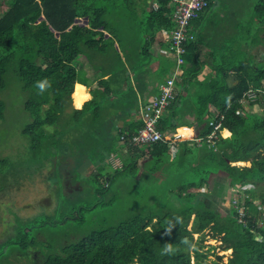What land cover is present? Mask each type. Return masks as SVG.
Instances as JSON below:
<instances>
[{
	"label": "trees",
	"instance_id": "trees-1",
	"mask_svg": "<svg viewBox=\"0 0 264 264\" xmlns=\"http://www.w3.org/2000/svg\"><path fill=\"white\" fill-rule=\"evenodd\" d=\"M154 1L159 4L157 10L152 8ZM209 1L212 6L214 0ZM170 2L0 0V122L6 111L1 94L9 81L18 82L26 92L25 110L32 120L23 131L29 139V161L46 181L58 175L63 179L67 173L72 174L73 181L74 174L82 175L78 168L87 159L97 169V174H91L97 183H102L107 174L106 166L114 170L103 181L105 187L94 193L96 203L87 202L84 206L87 199L68 197L66 188L57 209L50 214L44 211L43 215L54 218L53 224L69 229L82 227L92 208L96 209L95 214L111 206L120 209L119 216L99 217L90 231L81 233L75 229L73 241L68 242L67 236L61 244L49 236H45V241L38 239L46 221L41 225L34 220L36 225L30 224L31 229L20 223L15 239L5 243L7 252H4L5 246H0L1 264L4 257L9 258L17 251L19 258L30 260L29 264L34 263L32 251L46 256L44 264H192L190 247L195 242L194 236L204 234L208 228L218 235L224 234L225 248L233 249L228 264H264V188L259 189V198L258 194L250 195L243 215L235 207L228 215L220 212L208 201L210 192L202 190L204 185L212 190L214 175L225 177L232 187L250 181L264 182L263 49L247 56L239 49L236 57L228 60L227 67H219L215 79L198 81L202 64L197 60L198 44L193 27L198 28L203 21L204 14H201L191 24L193 39L186 43V64L176 79V84L190 85L187 88L195 90L193 93L205 92L204 87L211 89L208 96H201V102L204 99L206 103L202 102L200 113H194L199 119L198 127L202 122L207 125L191 137H202L206 142L196 147L199 164L189 169L190 172L184 169L182 157L192 151L189 138L182 140L176 151L169 145L177 139L174 119L183 109L179 106L183 104L182 91L167 109L171 115L166 111L159 123L160 130L168 131V143L136 146L133 143L132 138L143 127L140 105L149 101L139 99L138 92L145 86L139 71L151 61L154 45L170 49L167 40L159 41L161 35L166 36L175 26ZM260 3L254 4L255 16L259 19L255 32L262 36L264 0ZM79 18H87L88 25L77 23ZM256 37L252 42L254 47L262 43ZM86 66L95 69L94 84L85 81ZM173 67L175 62L163 56L158 76L166 72L167 78L162 79L166 82L172 77ZM227 69L233 71V84L227 80L231 75ZM132 73L136 76L135 85ZM45 79L47 83L41 89ZM77 83L93 84V98L82 109H74L72 116L64 118L68 101L74 100L75 106L81 107L90 96L88 88L77 85L75 90ZM251 90L257 97L247 102L256 112H250L239 101ZM123 94H130L132 100H124ZM216 111L223 113L225 120L219 139L210 145L207 136L213 127L208 123L216 119ZM117 121L123 124L118 125ZM224 128L231 132L230 137L223 136L228 133ZM69 142L78 148L70 150ZM123 147L132 148L145 158L142 167L131 154L122 157V168H113L109 158L120 155ZM7 161L0 159V165ZM238 161H251L252 165L244 168L231 165ZM201 248L200 244L194 248L196 264L203 263L206 257Z\"/></svg>",
	"mask_w": 264,
	"mask_h": 264
},
{
	"label": "rangeland",
	"instance_id": "rangeland-1",
	"mask_svg": "<svg viewBox=\"0 0 264 264\" xmlns=\"http://www.w3.org/2000/svg\"><path fill=\"white\" fill-rule=\"evenodd\" d=\"M230 1L231 0H224V2L223 0L214 1L213 6L208 13V17L205 19L207 23L205 28L211 30L217 27L220 28L225 26L230 31L229 35L231 37L237 38L241 43H250V39H254L257 35L255 31H258L257 25L259 24V19L255 16L254 11H256V9L254 7V4L260 3L261 0H239V7L234 10H231ZM86 20L87 18H79L77 20V23L82 24L83 26H87L88 24L86 23ZM249 29H252L253 33L250 32L249 34ZM107 36L110 37V34L108 33ZM262 36L259 34L257 35V40L261 41L262 43L260 44V46H255L253 49L251 48V52L253 51L254 53H258L259 50H264V38ZM219 37L224 38L222 32ZM166 39V36L163 35L159 41L163 42V40ZM234 46H237L238 49L241 48V46H239L238 44H235ZM206 47L208 50L210 49L208 44L206 45ZM151 53L153 54L152 51ZM234 57H236V53L233 54L232 58ZM184 65L181 68L180 74L183 72ZM220 65L227 67L228 63H221ZM87 71H91L92 74L87 72L86 75L89 74L93 76L95 74V69L93 67L90 68L89 66V68H87ZM150 71V69L144 66L139 71V76L143 78L145 82H147L146 78L151 74ZM173 72L174 68L172 70V74ZM166 75V72H162L161 74H159L160 79H166ZM132 77L133 85H135L134 77L136 76L134 75V73H132ZM177 86H179L180 89H183V95L181 98V102L183 103L181 104L183 113L187 116H196L197 113L199 114V109H201L203 105L202 102L206 103V100L204 101V99H202L201 102V96H208L211 93V89H209L208 87H204L203 90L205 92L199 91L197 93H193L192 91L195 90H191L187 87L183 88V86H181L180 84H177ZM206 86L210 85L207 84ZM94 87H96V85H94ZM187 97L189 99L187 101L190 102V105L184 104V100L185 98L187 99ZM1 99L5 103L6 111L4 119L0 122V159L6 158L8 159V161L7 163H2V166L0 165V246H5L6 241L9 239H15L14 237L17 234V228L20 223H24L26 225V228H30V224L33 223L34 225H36V223H34V220H37L41 225L43 220L46 221L47 224L43 227V229H41L42 232L41 234H39L38 239L45 241V236H49V238H54V240L58 242L57 244H61L63 240L65 241L67 239L68 242L73 241L72 236L75 229H78L81 233H85L87 231H90L91 229H94L95 223L99 220V217L110 218L112 215H120V209L114 208L113 206L104 208L97 214H95L96 209L92 208L87 215V221L83 224L82 227L69 229L64 228L60 225L53 224L52 220L54 218H48L47 216L43 215L44 211H46L47 214L53 213L54 210L57 209V204L59 202L62 203L61 198L65 196L67 183L65 181V178L62 179V176L59 175L56 178L53 177V179L46 181V178L43 175L39 174L37 172L38 170H35L36 166H32L30 164L29 157L31 153L29 152V139L23 135V131L26 128L27 124L32 120L25 110V101L27 100V95L26 92L23 91L22 86L18 82L14 83L9 81L6 89L1 94ZM123 99L127 102L132 100L130 94H123ZM66 104V110L63 114L64 118L72 116L74 114L73 102L68 101ZM244 105L245 108L250 112H256L255 108L248 102H246ZM46 107L48 106L45 105V108ZM194 113H196V115H194ZM203 118L205 120L206 115H204ZM122 122L123 121H119L118 123L117 121L118 125H122ZM65 125H68V123H65ZM53 128L50 127L49 130H53ZM112 132L114 134H117V131L114 129L112 130ZM225 134L227 135L228 133ZM225 134H223L224 137L226 136ZM205 144L206 142L204 141L202 145ZM68 147L70 150L78 148L76 144L74 145L73 142H69ZM196 147L199 146L191 143L192 151H189L182 157L184 159L182 160L184 169L188 170L189 172V169H192L195 165H198V161H200L198 155L199 151L198 149H196ZM215 150L218 151L217 149ZM131 154H134V157L137 159V163L142 167L143 163L145 162V158H142L140 154L135 153L132 148L127 147L121 148L120 155H111L109 158V163L112 164L114 169L122 168L124 166V160L122 159V157L125 158ZM190 158L191 160H189ZM231 165L244 168L250 167L252 163L250 161L243 165H237L234 163H231ZM110 172L113 173L114 170L111 171L108 166H106L107 174L102 178V183L95 182L94 178H92L91 176V174H97V169L94 165L87 175L77 176L76 174H74L73 181L77 180V183L81 182L83 189H75L70 187L69 191L67 192L68 197H71L74 200L86 198L87 201H85L84 206H86L87 202L94 201L96 203L97 198L94 193H96L97 189L102 190L103 187H105L103 181L107 180V176L108 174H110ZM145 187L140 188L141 192ZM260 188H264V182L255 184L250 181L246 184H243L242 186L237 185L235 187H232L227 184V180L225 179V177L214 175L212 181V190L210 191V187L208 185H204V188L202 190L206 193L210 192L208 201L210 203L213 202V206L217 210L223 212L225 215H228L229 210L232 207L238 209L240 214L244 213L246 210L245 205L247 204V199L253 193L258 194L259 198L261 192L259 190ZM92 216L93 221L90 222V218ZM193 219L194 217L192 218V221ZM192 221L190 227H192ZM76 235L78 237H81L80 233ZM223 236L224 234L218 235L210 228L206 229L204 234H196L194 236L195 242L190 247V251L192 252V264H196L194 248H196L198 244L202 246L200 252L205 254L206 256L203 259V263L201 264H228L233 256V249L225 248L226 244L223 241ZM65 237H67V239ZM15 247H17V245H15ZM4 252H7L6 246ZM17 252H15L13 256L9 258L4 257L2 260V264L30 263V260L28 259L24 260L19 258L20 254L19 252ZM17 256L19 259H15ZM219 257H221V259H219ZM31 260L32 262H34L33 264H44V262L46 261V256L39 252L36 253V251H32Z\"/></svg>",
	"mask_w": 264,
	"mask_h": 264
},
{
	"label": "crops",
	"instance_id": "crops-1",
	"mask_svg": "<svg viewBox=\"0 0 264 264\" xmlns=\"http://www.w3.org/2000/svg\"><path fill=\"white\" fill-rule=\"evenodd\" d=\"M223 2H224V0H223ZM230 4H231V10L237 9L239 7V0H231ZM212 6H213V4H212ZM212 6H211V8H212ZM209 11L204 14V17H203L204 19L199 24L198 28L193 27L194 28V39L196 38L195 40L198 44V58H197V60H198V64H202V67L197 74L198 75L197 80L200 82L204 81V80L211 81L217 77V74H216L217 70L219 69V67L221 68V66H222L220 64L221 63L227 64L228 60L232 59L233 54H235V53L237 54L239 49L237 46H234L235 44H238L239 46H241L240 50H242L245 53V56L253 53V51L251 52V48L252 49L254 48V43H252L253 39H250V43H248V42L241 43L240 41H238L237 38H233L229 35L230 31L225 26L220 27V28L217 27V28L211 29V30L206 29L205 27H206L207 23H206L205 19L208 17ZM221 32L223 33L224 38L219 37ZM251 33H253V32L251 31ZM255 33H257V32H255ZM162 36L163 35H161V37H159V38H162ZM207 44L210 48L209 50L206 47ZM249 44H250V47H249ZM117 47L119 48L118 45H117ZM163 48H164L163 46L154 45L152 50H151L153 52L152 57H151V61L149 64L145 65L148 69L151 70L150 71L151 74L147 76V78H146L147 82L144 81L145 86L142 87V89H140V91L138 92L139 99H141V100L144 99V100L148 101L155 94L159 93L160 86H161V84H163L162 82H164L158 76L159 65L162 63V57L167 56L168 59L174 61L172 56L169 54V51L164 50ZM187 65L191 66V63H188ZM87 68H89V67L85 68V71H86L85 73L87 74V72H89L90 74H92L91 71H87ZM227 70L231 74L227 78V80L230 84H233V82L235 80V77L232 76L233 71H231L229 69H227ZM139 75H140V73H139ZM92 77H93L92 75H89V74L86 75L85 81H87L88 84L91 82L93 83ZM230 79H231V81H230ZM93 84L86 86L85 84L77 83L75 85V90H76L77 85L83 86L85 88V90H87V88H88L90 96L84 101L82 106L79 108L77 106H75L74 100H72L74 109H82L85 102H87L93 98V95L91 93V88H92ZM186 87H191V86L186 84ZM178 88L180 91H182L181 93L183 95V89H180L179 86H178ZM183 88H185V86H183ZM192 92H194V91H192ZM188 97H187V99L185 98V103L187 105H190V102L187 101V100H189ZM179 106L182 107L181 104H179ZM168 114L171 115V111L168 110L167 115ZM198 121H199V119L196 116L185 115L183 113V109L176 115V117L174 119V127H175V134L177 136L176 142H178V144L181 143L182 140L183 141L186 140V138L191 139V137H193L197 133H200L207 126L206 123L202 122V124L198 127V125H197ZM227 132L231 133L230 131H227ZM239 163H242V164H239ZM246 163L247 162L240 161V162H237L235 164L243 165Z\"/></svg>",
	"mask_w": 264,
	"mask_h": 264
},
{
	"label": "built area",
	"instance_id": "built-area-1",
	"mask_svg": "<svg viewBox=\"0 0 264 264\" xmlns=\"http://www.w3.org/2000/svg\"><path fill=\"white\" fill-rule=\"evenodd\" d=\"M169 6L173 9L172 19L174 21V29L166 34V40L170 44L169 54L172 56L176 63L172 77L165 83L161 84L159 93L155 94L146 104H141L140 116L143 122V127L137 135L132 138L135 145L154 144L157 142L168 143L167 130H160L159 123L161 118L169 106L174 102L180 90L176 84V79L180 74L182 66L186 63L184 55L186 54V43L193 39L191 34V24L194 20L199 18L201 14H205L210 8L209 0H171ZM152 8L157 10L159 4L157 1L152 3ZM254 100L257 94L251 90L248 91L241 98L240 101L246 102ZM141 103H144L140 101ZM217 117L221 120L212 119L209 125L213 127V132L207 136L210 145H214L216 140L219 139V131L223 127L224 115L218 112ZM218 120V121H217ZM204 138H195L191 142L195 145L201 146ZM171 148L177 150L178 142H169ZM242 213L241 215H243Z\"/></svg>",
	"mask_w": 264,
	"mask_h": 264
},
{
	"label": "clouds",
	"instance_id": "clouds-1",
	"mask_svg": "<svg viewBox=\"0 0 264 264\" xmlns=\"http://www.w3.org/2000/svg\"><path fill=\"white\" fill-rule=\"evenodd\" d=\"M210 8H211V6H210ZM210 8H209V10H210ZM209 10H208V11H209ZM208 11H207V12H208ZM207 12H206V13H207ZM168 51H169V50H168ZM174 62H175V61H174ZM185 64H186V63H185ZM175 67H176V63H175ZM175 67H174V69H175ZM172 75H173V74H172ZM179 75H180V74H179ZM45 83H47V80H46V79L44 80L43 83H41V85H40V86H41V89H43ZM243 96H244V95H243ZM243 96H242V97H243ZM242 97H241V98H242ZM241 98L239 99V101L241 100ZM247 100H248V99H247ZM247 100H246V102H247ZM240 102H241V103H244V104L246 103V102H242V101H240ZM77 107L79 108L80 105H77ZM216 112H217V113H216L215 117H216V119H218V118H219V117L217 118L218 111H216ZM220 113H221V112H220ZM222 114H223V113H222ZM241 114H242V113H241ZM223 115H224V114H223ZM220 118H221V117H220ZM224 120H225V116H224ZM224 120H223V121H224ZM210 121H211V120H210ZM210 121H209V122H210ZM208 125H209V123H208ZM209 126H210V125H209ZM210 127H211V126H210ZM211 128H212V127H211ZM222 128H223V127H222ZM222 128H221V129H222ZM224 131L227 132L228 130H227L226 128H224ZM230 135H231V133H228V134L225 136V138H228V136H230ZM196 138H202V137H196ZM192 139H195V138H191L190 140H187V141H189L190 143H192V142H191ZM182 142H183V141H182ZM203 142H204V141H203ZM202 144H203V143H202ZM201 146H203V145H201ZM238 162H240V161H238ZM242 162H250V161H242ZM233 163L235 164L236 162H233ZM237 167H239V166H237ZM248 191H249V190H248Z\"/></svg>",
	"mask_w": 264,
	"mask_h": 264
},
{
	"label": "water",
	"instance_id": "water-1",
	"mask_svg": "<svg viewBox=\"0 0 264 264\" xmlns=\"http://www.w3.org/2000/svg\"><path fill=\"white\" fill-rule=\"evenodd\" d=\"M43 19V17H42ZM86 23L88 24V19L86 20ZM231 81V79H230ZM93 161L91 159H87L79 168L78 172L82 175H87L89 174V171H91V168L93 166Z\"/></svg>",
	"mask_w": 264,
	"mask_h": 264
},
{
	"label": "flooded vegetation",
	"instance_id": "flooded-vegetation-1",
	"mask_svg": "<svg viewBox=\"0 0 264 264\" xmlns=\"http://www.w3.org/2000/svg\"><path fill=\"white\" fill-rule=\"evenodd\" d=\"M70 175H72V174H69V173H67L65 176H64V178H65V181H66V183H67V185H66V188H67V190H69L70 189V187L71 188H80V189H83L82 188V184H81V182H79V183H72L73 181H72V179L70 178Z\"/></svg>",
	"mask_w": 264,
	"mask_h": 264
},
{
	"label": "bare ground",
	"instance_id": "bare-ground-1",
	"mask_svg": "<svg viewBox=\"0 0 264 264\" xmlns=\"http://www.w3.org/2000/svg\"><path fill=\"white\" fill-rule=\"evenodd\" d=\"M237 163V162H236ZM239 164H242V163H239Z\"/></svg>",
	"mask_w": 264,
	"mask_h": 264
}]
</instances>
